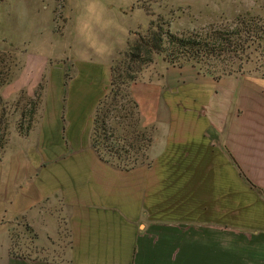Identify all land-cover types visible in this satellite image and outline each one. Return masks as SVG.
Masks as SVG:
<instances>
[{
    "label": "crops",
    "instance_id": "obj_1",
    "mask_svg": "<svg viewBox=\"0 0 264 264\" xmlns=\"http://www.w3.org/2000/svg\"><path fill=\"white\" fill-rule=\"evenodd\" d=\"M107 47L82 62L66 122L46 103L36 130L12 135L0 162V264H264L260 77L164 61L146 70L132 92L142 126L155 128L152 163L125 170L91 139L117 51ZM230 165L247 184L222 183Z\"/></svg>",
    "mask_w": 264,
    "mask_h": 264
},
{
    "label": "rangeland",
    "instance_id": "obj_2",
    "mask_svg": "<svg viewBox=\"0 0 264 264\" xmlns=\"http://www.w3.org/2000/svg\"><path fill=\"white\" fill-rule=\"evenodd\" d=\"M238 16L256 17L264 23V0H0V52L4 65L11 64L15 74L2 89L12 112L10 141L5 151L13 133L17 132L20 112L45 76L43 82L48 80V84L42 118L47 103L52 115H57L62 106V118L65 117L66 122L71 96L69 86L76 78L79 82L82 80L81 64L89 62L90 55L95 59L105 58L106 46L110 50L113 46L117 51L112 59L120 57L119 52L127 49L130 36L137 35L132 33L144 34L153 20L166 22L165 26L172 33L185 35L207 28H223ZM162 61L166 62L164 56L156 54L140 79L152 66H163ZM211 64V68L225 65L239 70L232 75L258 76L261 79L258 82L264 86V59L256 54L242 59L225 56L221 62L213 60ZM67 70L71 79L64 86L62 74L65 78ZM247 78L240 79L239 87ZM64 94L67 98L65 112ZM225 155L226 152L224 168H227ZM238 156L246 172L247 154ZM230 167L233 171L224 175L222 183L247 184L237 174V169ZM17 230L15 240L20 243L23 229Z\"/></svg>",
    "mask_w": 264,
    "mask_h": 264
},
{
    "label": "trees",
    "instance_id": "obj_3",
    "mask_svg": "<svg viewBox=\"0 0 264 264\" xmlns=\"http://www.w3.org/2000/svg\"><path fill=\"white\" fill-rule=\"evenodd\" d=\"M165 25L166 22L153 20L144 34L132 33L137 35L135 38L130 36L127 49L119 52L120 57L112 59L111 82L95 110L92 145L103 161L125 170L134 169L142 163H152L148 152L154 142L155 128L142 126L132 85L140 80L143 70L154 61L156 54L163 55L170 65L193 63L201 72L217 79L239 70L225 65L211 68L213 60L221 62L225 56L242 59L254 54L264 59V23L256 17L238 16L223 28H207L185 35L172 33ZM2 54L0 52V162L10 141L9 116L12 113L2 89L15 75L11 71V64L4 65ZM70 79L71 74L67 70L64 86L68 85ZM43 80L20 112L16 130L21 136H29L41 123L48 84V80ZM66 99L64 94V112ZM231 157L238 165L232 154ZM241 174L254 185L242 170Z\"/></svg>",
    "mask_w": 264,
    "mask_h": 264
}]
</instances>
